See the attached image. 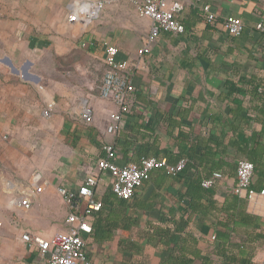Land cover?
Wrapping results in <instances>:
<instances>
[{
    "label": "crops",
    "instance_id": "crops-1",
    "mask_svg": "<svg viewBox=\"0 0 264 264\" xmlns=\"http://www.w3.org/2000/svg\"><path fill=\"white\" fill-rule=\"evenodd\" d=\"M99 1L104 6L92 23H67L69 6ZM177 1L184 32L161 33L145 55L151 22L126 0H0V264H46L47 257L27 250L20 235L50 239L67 230L68 209L57 188L76 191L87 175H99L96 161L105 157L104 145H112L120 166L138 164L141 157L175 164L185 155L197 169L219 166L214 172L224 178L202 214H186L189 199L178 196L184 192L181 172L171 177L153 170L125 209L116 210L136 220L130 236H121L117 225L105 231L109 239L85 238L93 264H164L171 245L153 234L173 229L179 217L187 224L184 232L198 240L199 260L187 256L193 264H222L221 237L231 230L222 210L232 198L256 216L255 234L264 235L252 192L233 193L236 162H251L250 149L264 147V33L255 30L264 21V1L201 0L214 13V24L203 21L195 0ZM231 15L243 23L239 37L222 26ZM105 43L133 65L128 112L115 134L106 129L118 107L95 92ZM85 102L93 112L90 123L80 118ZM33 172L43 190L29 210H19L14 202L26 193ZM109 190L111 175L100 174L96 198L102 202ZM111 210L104 205L98 219ZM253 245L257 264L264 259V239Z\"/></svg>",
    "mask_w": 264,
    "mask_h": 264
},
{
    "label": "built area",
    "instance_id": "built-area-1",
    "mask_svg": "<svg viewBox=\"0 0 264 264\" xmlns=\"http://www.w3.org/2000/svg\"><path fill=\"white\" fill-rule=\"evenodd\" d=\"M134 13L142 19L151 22L150 29L144 39L142 54H148L151 46L159 38L161 33L181 34L184 28L177 20V13L181 5L177 0H126ZM264 1V0H263ZM200 4L201 15L204 22L214 24L216 18L211 12L210 6L201 0H195ZM102 1L96 3L79 2L69 6L66 21L68 24L82 22L89 25L96 19L103 9ZM225 31L233 36L239 37L243 30L240 18L227 16L222 22ZM255 30L264 33V21L255 25ZM104 73L99 87V97L111 101L118 107L117 113L109 115L110 123L107 133L115 134L119 129L123 114L128 112L126 99L130 91L131 67L133 65L119 57V50L109 43L104 44L103 55ZM48 108L52 104L47 105ZM43 115L48 116L45 110ZM80 118L85 123L93 119V112L83 103L80 107ZM105 157L96 161L97 172L111 175V191L120 200L130 201L135 191L143 186L149 179L153 170L162 168L166 174L175 177L186 165V159L181 158L175 164H169L165 158L141 157L138 164L118 165L115 163L116 154L112 145L102 147ZM253 164L241 159L236 162L235 186L233 193L241 195L248 191L253 177ZM99 175L89 174L76 191L59 187L57 193L68 209L66 222L68 228L54 234L50 239L33 238L30 234L23 232L21 241L29 251H36L41 256H46V264H93L86 250L85 238L91 234L90 214L101 208V202L96 198V187L99 183ZM224 176L220 172H213L208 178L201 182L203 189H212ZM40 174L33 172L28 179V188L24 196L14 202V207L27 211L31 208V200L43 190L40 184ZM253 196L264 197V189ZM1 225V224H0ZM257 264H264L261 259Z\"/></svg>",
    "mask_w": 264,
    "mask_h": 264
},
{
    "label": "trees",
    "instance_id": "trees-1",
    "mask_svg": "<svg viewBox=\"0 0 264 264\" xmlns=\"http://www.w3.org/2000/svg\"><path fill=\"white\" fill-rule=\"evenodd\" d=\"M260 124L264 129V121ZM233 147L238 149V145L233 143ZM264 155V147L253 146L247 153L251 163L253 164V176L254 182H251L249 191L252 193H258L264 188V163L261 162ZM185 155H178L177 160L184 158ZM188 157V156H186ZM190 158L188 157V160ZM170 162L169 164H171ZM219 166L214 165L207 170L197 169L194 164L186 163L185 168L177 176L183 182L184 192L178 194L179 198L189 199V209L184 210V213L193 212L195 214H202L205 207L210 203L211 198L215 194L214 189H203L201 182L208 178L212 172L219 170ZM157 171L164 173V169L159 168ZM169 176V175H167ZM188 176V177H187ZM230 201V207L222 210V213L228 217L231 230L225 233L221 237V244L219 245V258L222 264H255L252 261V257L255 252L256 246L253 245L254 240H263L264 235L260 233L255 234V226L257 218L253 214L246 212L245 207L239 204L236 198H232ZM129 201L118 199L111 190L107 192L105 199L101 202V208L97 212L90 214L91 222V235L97 240H106L110 236L105 231L120 225L121 236L128 238L130 236V229L136 225L134 218L128 216L116 215V210L123 211ZM113 206V210L107 215L104 220L98 219L104 205ZM205 205V206H204ZM232 207V208H231ZM105 222L104 224H102ZM186 222L179 217L174 221L173 229L161 230L160 233L153 234L154 237H158L159 242L164 246H170L168 257L164 264H193V261L188 258L190 256L194 260H199V250L197 249L198 240L192 235L185 233ZM254 236V237H253ZM234 239V240H233ZM207 263L202 259V264ZM124 264H140L133 262H125Z\"/></svg>",
    "mask_w": 264,
    "mask_h": 264
},
{
    "label": "rangeland",
    "instance_id": "rangeland-1",
    "mask_svg": "<svg viewBox=\"0 0 264 264\" xmlns=\"http://www.w3.org/2000/svg\"><path fill=\"white\" fill-rule=\"evenodd\" d=\"M101 78H102V75H101L100 79ZM99 87H100V85L98 86V89L95 91V92L98 93V95H99ZM46 111L49 114V109L48 108L46 109ZM252 198H253V201H255L258 204H260V206H259V213H260L261 216L264 217V197L252 196ZM263 253H264V251H263Z\"/></svg>",
    "mask_w": 264,
    "mask_h": 264
}]
</instances>
